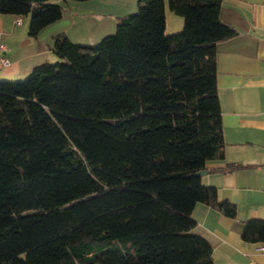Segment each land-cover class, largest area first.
<instances>
[{"label":"trees","instance_id":"obj_1","mask_svg":"<svg viewBox=\"0 0 264 264\" xmlns=\"http://www.w3.org/2000/svg\"><path fill=\"white\" fill-rule=\"evenodd\" d=\"M222 1L166 0L183 26L165 34V0H139L113 33H58V61L0 79V264H213L191 230L197 203L236 214L196 174L225 145L215 47L237 30ZM0 14L37 38L63 7L0 0ZM241 238L264 242V219Z\"/></svg>","mask_w":264,"mask_h":264},{"label":"crops","instance_id":"obj_2","mask_svg":"<svg viewBox=\"0 0 264 264\" xmlns=\"http://www.w3.org/2000/svg\"><path fill=\"white\" fill-rule=\"evenodd\" d=\"M63 7V16L33 38L28 17L16 23L10 14H0V50L9 64L0 63V79H23L34 66L58 59L51 47L54 36L65 34L71 41L95 43L114 32L118 19L137 9L139 0H50ZM167 33L183 26L181 16L164 5ZM219 18L237 34L215 47L217 95L225 145L223 157L209 160L204 185L214 186L217 199L235 203L229 217L217 208L197 203L192 232L211 245L213 264H264L259 242L241 238L243 223L264 219V0H223ZM232 164L243 167L230 169Z\"/></svg>","mask_w":264,"mask_h":264},{"label":"built area","instance_id":"obj_3","mask_svg":"<svg viewBox=\"0 0 264 264\" xmlns=\"http://www.w3.org/2000/svg\"><path fill=\"white\" fill-rule=\"evenodd\" d=\"M15 22L16 23H20L21 22V17L20 16H16L15 17ZM0 50H2V51H5L6 50L4 44H0ZM0 63L2 65H4V66H7L9 64L8 60L5 57H2V56L0 57ZM256 250L261 251V252L264 251V242L259 243L257 245V247H256Z\"/></svg>","mask_w":264,"mask_h":264},{"label":"rangeland","instance_id":"obj_4","mask_svg":"<svg viewBox=\"0 0 264 264\" xmlns=\"http://www.w3.org/2000/svg\"><path fill=\"white\" fill-rule=\"evenodd\" d=\"M165 4H167L166 0H165ZM136 11H137V9H136L134 12H132V13H135ZM181 18H182V17H181ZM182 19H183V18H182ZM181 29H182V28H180L179 30H176V31H174V32H170V33H167V32L164 31V33H165V34H171V33L178 32V31H180ZM55 61H58V59L53 60V61H49V62H52V63H53V62H55Z\"/></svg>","mask_w":264,"mask_h":264},{"label":"water","instance_id":"obj_5","mask_svg":"<svg viewBox=\"0 0 264 264\" xmlns=\"http://www.w3.org/2000/svg\"><path fill=\"white\" fill-rule=\"evenodd\" d=\"M206 173V170H199L198 172H196V174L197 175H199V176H201V175H203V174H205Z\"/></svg>","mask_w":264,"mask_h":264}]
</instances>
